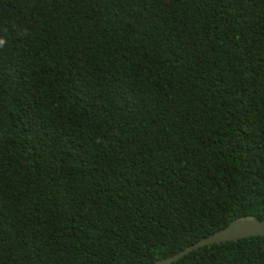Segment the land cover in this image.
<instances>
[{
  "label": "trees",
  "instance_id": "1",
  "mask_svg": "<svg viewBox=\"0 0 264 264\" xmlns=\"http://www.w3.org/2000/svg\"><path fill=\"white\" fill-rule=\"evenodd\" d=\"M264 218V0H0V264H151ZM172 264H264V235Z\"/></svg>",
  "mask_w": 264,
  "mask_h": 264
},
{
  "label": "water",
  "instance_id": "2",
  "mask_svg": "<svg viewBox=\"0 0 264 264\" xmlns=\"http://www.w3.org/2000/svg\"><path fill=\"white\" fill-rule=\"evenodd\" d=\"M264 235V218L260 219L254 215H246L235 218L229 224L221 228L203 239L188 245L180 252L166 258L159 259L151 264H172L182 258L189 252L202 246L220 243L225 241H236L238 239L263 236Z\"/></svg>",
  "mask_w": 264,
  "mask_h": 264
}]
</instances>
